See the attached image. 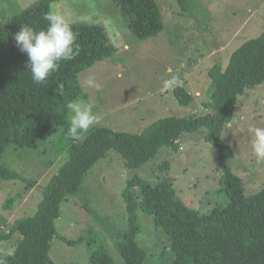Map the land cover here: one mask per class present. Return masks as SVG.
Wrapping results in <instances>:
<instances>
[{
	"label": "rangeland",
	"instance_id": "1",
	"mask_svg": "<svg viewBox=\"0 0 264 264\" xmlns=\"http://www.w3.org/2000/svg\"><path fill=\"white\" fill-rule=\"evenodd\" d=\"M40 0H0V27ZM183 13L177 0H155L163 19V31L153 38L137 39L113 0H57L50 10L63 13L71 25L102 27L113 48L110 57L79 74L82 99L92 106L96 124L87 133L70 138L64 129L35 141L31 147L9 146L0 164L35 181L34 188L20 180L0 178V236L9 233L21 217H33L42 201V190L58 168L69 159L73 139L82 142L96 128L107 127L127 134H141L166 117L201 115L213 92L209 70L226 68L232 54L264 30V0H186ZM94 78L99 89L89 87ZM183 87L193 104L182 107L173 90ZM234 119L221 139L233 157L231 171L243 182L245 197L264 189V162H257L251 149L254 127H264V83L248 88L238 100ZM71 115V114H70ZM70 126V117H69ZM204 128L184 133L178 149L161 148L156 157L137 170L124 166L113 150L107 152L87 174L77 195L61 206L55 221L60 238H54L48 258L51 264H91L106 253L113 264H123L118 251L127 228L123 193L128 180L139 178L152 185L168 178L180 201L214 221L229 219V199L221 183L218 151L205 139ZM165 165H167L165 169ZM138 199L140 192L135 188ZM12 201L11 207L8 203ZM136 242L146 253L144 264H170L172 254L165 233L152 218L137 211ZM21 241L19 234L0 242V262Z\"/></svg>",
	"mask_w": 264,
	"mask_h": 264
},
{
	"label": "trees",
	"instance_id": "2",
	"mask_svg": "<svg viewBox=\"0 0 264 264\" xmlns=\"http://www.w3.org/2000/svg\"><path fill=\"white\" fill-rule=\"evenodd\" d=\"M56 1L40 0L0 27V160L9 146L31 147L36 140L57 129H64L67 134L70 112L66 105L82 95L79 74L113 53L102 27L71 25L77 34L79 55L62 61L45 83H34L27 67V54L17 47L14 35L24 24L37 31L45 28L43 14ZM113 1L137 39H150L163 31L162 15L155 0ZM177 2L183 13L189 11L186 0ZM208 77L213 92L205 105V114L162 118L141 134L99 127L82 142L73 139L69 159L43 188L36 214L17 219L9 233L0 236V242L12 239L15 234L21 237L0 264H51L48 254L54 238L73 244L58 236L55 221L61 216V206L77 195L89 171L108 151H115L126 169L137 170L155 158L161 148L178 149L174 141L182 134L201 128L206 131V141L218 151L221 183L229 199L228 221H214L210 214L201 215L186 207L168 178L155 185L139 178L128 180L123 193L127 228L118 245L123 264L145 262L146 253L136 242L137 211L150 216L154 226L167 236L172 254L170 264H264V189L245 197L242 179L228 166L233 152L221 139L224 127L235 117L239 98L248 88L264 83V30L239 47L226 68L213 66ZM173 94L180 106L193 104L194 99L185 88L176 87ZM0 178L23 181L29 188L37 184L1 164ZM135 188L140 192L138 199ZM8 203L10 208L13 202ZM91 264H113V261L102 253L93 257Z\"/></svg>",
	"mask_w": 264,
	"mask_h": 264
},
{
	"label": "clouds",
	"instance_id": "3",
	"mask_svg": "<svg viewBox=\"0 0 264 264\" xmlns=\"http://www.w3.org/2000/svg\"><path fill=\"white\" fill-rule=\"evenodd\" d=\"M46 27L37 31L32 26L21 25L14 39L21 52L27 54V67L36 84H43L61 66L62 61L74 59L80 53L77 34L65 15L56 9L43 14ZM89 87L99 89L94 78L86 81ZM66 108L70 112V127L67 135L72 138L87 133L97 122L92 106L82 99L69 102ZM251 149L256 161L264 162V127L251 129Z\"/></svg>",
	"mask_w": 264,
	"mask_h": 264
},
{
	"label": "built area",
	"instance_id": "4",
	"mask_svg": "<svg viewBox=\"0 0 264 264\" xmlns=\"http://www.w3.org/2000/svg\"><path fill=\"white\" fill-rule=\"evenodd\" d=\"M174 143H175V144H177V143H178V141H177V140H175V141H174Z\"/></svg>",
	"mask_w": 264,
	"mask_h": 264
}]
</instances>
